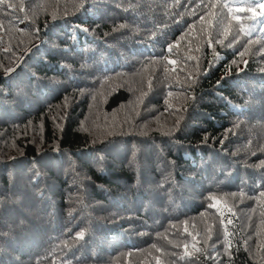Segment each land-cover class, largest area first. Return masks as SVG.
I'll return each mask as SVG.
<instances>
[{
	"label": "trees",
	"instance_id": "16d2710c",
	"mask_svg": "<svg viewBox=\"0 0 264 264\" xmlns=\"http://www.w3.org/2000/svg\"><path fill=\"white\" fill-rule=\"evenodd\" d=\"M262 5L3 0L0 264H264Z\"/></svg>",
	"mask_w": 264,
	"mask_h": 264
},
{
	"label": "snow or ice",
	"instance_id": "6c2138e0",
	"mask_svg": "<svg viewBox=\"0 0 264 264\" xmlns=\"http://www.w3.org/2000/svg\"><path fill=\"white\" fill-rule=\"evenodd\" d=\"M0 3H3V0H0ZM262 6H264V5H262ZM9 7H11V5H9ZM80 235H81V238H82L83 234H80Z\"/></svg>",
	"mask_w": 264,
	"mask_h": 264
}]
</instances>
